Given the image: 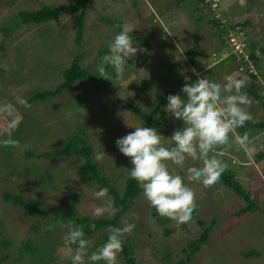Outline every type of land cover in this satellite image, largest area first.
Here are the masks:
<instances>
[{"label":"rangeland","instance_id":"obj_1","mask_svg":"<svg viewBox=\"0 0 264 264\" xmlns=\"http://www.w3.org/2000/svg\"><path fill=\"white\" fill-rule=\"evenodd\" d=\"M74 1L0 0V141L9 138L13 117L8 112L21 117L11 135L15 143H0V260L5 258L0 264H71L63 243L67 229L52 224L50 217L25 216L21 208L3 200L5 193L79 216L92 217L94 208L103 203L93 196L103 187L77 174L84 158L68 155L43 159L39 157L42 153L62 148L69 137L83 132L92 147V163L121 190L132 165L119 152L115 141L132 132L133 127L127 125H151L165 138L181 128L182 121L165 113L167 104L152 120L149 116L152 104L166 91L183 96L184 77H190L191 82L198 78L193 69L200 77L218 82H223L226 75L244 79L242 92L251 80L249 71L254 70L261 86L259 93L264 95V0H89L79 47L75 45L79 12L42 25L21 24L8 32L2 29L21 10L63 7ZM209 20L218 21L220 28ZM245 22L249 25L240 27ZM124 24L134 27L131 34L137 54L125 64L122 78L117 79L111 67L105 78L99 77L96 65L101 53L108 51ZM231 34L238 49L228 43ZM194 45L197 49L193 56L190 52ZM250 45L258 59L254 67L244 62L246 57L232 54L240 50L247 56ZM75 58L97 78L94 85L77 82L59 97L28 103L33 94L54 90L62 81V72ZM246 96L251 101L250 122L264 120L262 103ZM18 98L30 107L18 103ZM104 101L109 102L106 108L100 107ZM129 106L141 114L129 110ZM263 150L264 131L255 129L248 136L247 145L241 146L233 139L230 146L210 154L226 165L222 174L231 176L258 206L259 210L242 216L236 213L247 203L225 186L222 176L215 186L205 189L187 180V167L199 166V161L187 160L184 169L169 165L170 171L181 175L193 188L197 206L189 222L177 225L159 216L141 192L124 216L136 224L126 238L134 246L137 263H176L187 257L181 251L186 243L198 238L202 227L214 221L208 243L192 259L188 257L186 264H264V159L255 161ZM103 151L106 155L97 161L95 155ZM101 218L109 219L107 215ZM48 225L54 227L48 230ZM107 230L98 231L89 239V254L96 250L94 244L108 235ZM4 241L9 243L7 247H2ZM27 241L35 249L20 251ZM48 251L52 253L48 255ZM250 251L260 255L243 256ZM118 260L125 264L121 254ZM86 264L92 262L86 258Z\"/></svg>","mask_w":264,"mask_h":264},{"label":"clouds","instance_id":"obj_2","mask_svg":"<svg viewBox=\"0 0 264 264\" xmlns=\"http://www.w3.org/2000/svg\"><path fill=\"white\" fill-rule=\"evenodd\" d=\"M120 28L109 44L107 54L96 65L99 77L105 78L106 69L111 67L115 77L122 78L125 64L137 54L138 49L134 47L130 35L134 27L124 24ZM192 71L198 78L191 82L190 77H184L185 83L181 88L183 96L169 94L166 97L164 111L182 121L181 128L165 138L153 127L129 126L135 130L115 141L119 152L130 159L132 167L127 169L129 178L137 182L144 199L159 216L169 218L177 225L192 219L197 206L196 195L181 175L169 170V165L184 169L187 160L199 161V166L187 167V180L199 183L205 189L215 186L226 170V165L210 154L220 147L230 146L233 139L241 146L247 145V135L241 136L236 130L252 119L248 111L251 101L242 92L244 79L226 75L223 82H218L205 76L200 77L195 69ZM17 102L30 107L22 98H18ZM8 115L13 117L8 129L9 138L0 141L5 145L15 143L11 135L21 121V117L11 111ZM105 155L104 151L98 152L95 159L101 161ZM108 191V188H100L93 193L95 199L103 201L94 208L93 219L105 215L111 218L119 211ZM131 215L135 218L134 213ZM59 226L67 229L63 243L71 264H86V258L92 264L99 261L119 264L118 257L123 250L124 238L133 232L136 224L122 217L121 226H110L106 242L91 254L88 251L91 241L85 237L83 226L62 222ZM47 227L51 230L54 226ZM88 227L95 230L96 225L90 223Z\"/></svg>","mask_w":264,"mask_h":264},{"label":"trees","instance_id":"obj_3","mask_svg":"<svg viewBox=\"0 0 264 264\" xmlns=\"http://www.w3.org/2000/svg\"><path fill=\"white\" fill-rule=\"evenodd\" d=\"M88 1L89 0H75L72 4L63 7L43 6L37 10H21L13 18H11L8 24L3 25L2 29L8 32L13 27L19 26L21 24L42 25L49 23L66 14L79 12L80 16L77 22V29L75 34V45L79 47L82 43V38H83V29L85 26L84 23L85 8L88 4ZM200 1L204 2V0H200ZM198 19L202 20L203 18L199 17ZM207 22L213 23L216 27L221 26V24L216 20H209ZM248 25L249 22H245L244 24L240 25V27L248 26ZM130 35L134 40L133 35L131 33ZM245 39L247 40L246 34H245ZM196 49H197L196 45H194V47L191 49L190 53L193 56L195 54ZM249 49L250 50L247 53L248 55L247 61L244 62L247 65H251L252 67H254L258 62L257 55L256 52H254L253 45H250ZM107 52L108 51H103L101 54L105 55L107 54ZM262 53H264V49L262 50ZM232 54L234 57L238 56L239 58L244 59L241 55H237L236 53H232ZM190 61L193 62L192 59H190ZM107 70L109 69H106V71ZM249 78L251 80L249 82L248 87L245 88L244 92L252 96L255 100L260 101L262 103V108L264 110V95H261L259 93L261 90V86H259L258 77L254 72V70L249 71ZM77 82H83L89 85H94L95 82H97V78H94L92 76L90 70L83 68L81 66L80 60L78 58H75L72 60L69 67L62 72V81L54 90L39 91L33 94L29 98L28 103L31 104L38 101H45L47 99H54L56 97H59L64 92L73 88V86ZM95 88H99V87L95 86ZM169 94H174V92L170 90L166 91L158 101L152 104V110L150 112L149 120H152L157 114H159L161 111L160 109L167 104L166 97ZM108 105L109 102L104 101L100 104V107L106 108ZM128 108L129 110H132L134 113L138 115L141 114V111L137 110L136 108H133L131 106H129ZM148 127H152V126L148 125ZM255 129L258 131H264V120L258 122L248 121L245 123L243 127L238 128L236 131L239 135L243 136L246 134L248 137L251 131ZM131 130L134 131L135 129L132 128ZM106 137L108 140H110V136L106 135ZM113 138H115V136H113ZM28 155L31 156L32 154L28 153ZM68 155H76L84 158L85 161L77 172L79 176L88 177L94 180L99 186L103 188H108L109 190L108 195L114 199L115 207L119 209V211L116 213L114 217H111L109 219H104V218L93 219L90 216H79L61 210H50L38 205L33 200L25 202L22 196L13 195L9 193H5L3 195V200L6 202H11L14 206L21 208L25 216L38 217L40 219H45L47 217H50L51 223L56 224L58 226L60 225L61 222L64 224L71 223L73 225L83 226L85 237L87 239H90L98 231L108 229L110 226L119 227L121 225V218L122 217L124 218L125 214L131 209L133 203L142 192L137 182L129 178V175H127L125 177L123 188L119 190L110 183L109 179L103 177L100 174L99 170L97 169V165L92 163L91 161L92 147L87 143L86 135L83 132L74 134L73 136L69 137L68 140L66 141V144L62 148L50 152H44L39 157L43 159H57ZM263 159H264V150L260 152V154L255 158V161L259 163ZM221 176L225 186L233 190L239 197H241L247 203V206L244 209H241L239 212L236 213L237 216H242L248 212L259 210L258 206L253 202L251 197L241 189V187L233 180L231 176H224L223 174ZM90 223H94L96 225L95 230L89 229L88 225ZM213 224L214 221H212V224L210 226L202 227V232L199 235V237L188 241L186 245L181 249L182 253L186 254L187 257L181 258L179 261L173 264H186L187 263L186 259L188 257L192 259L193 255L199 253L203 248V246H205L208 243L210 234L212 232ZM199 225L204 226V223L199 222ZM169 232L167 231V233ZM107 237L108 235L103 236V239L100 240L97 244H94L93 248L102 246L106 242ZM8 245L9 243L7 241H4L2 247H7ZM72 247L74 248L75 246ZM24 249L31 251L32 249L34 250L35 248H33L30 245V242L27 241L25 242L24 246L20 249V251ZM133 250H134V246L132 242L125 237L123 243V250L120 253L125 261V264H138L135 257L133 256ZM51 253L52 252L50 251L47 252L48 255H50ZM259 255L260 253H258L257 251H250L247 253H243V256L246 258H250L253 256L258 257ZM3 259L0 260V263L3 261ZM40 259L43 261L44 259L43 256H41Z\"/></svg>","mask_w":264,"mask_h":264},{"label":"built area","instance_id":"obj_4","mask_svg":"<svg viewBox=\"0 0 264 264\" xmlns=\"http://www.w3.org/2000/svg\"><path fill=\"white\" fill-rule=\"evenodd\" d=\"M236 29H237V28H236ZM227 40H228V43H229L234 49H238V43H236V39H235V37L232 36V34L229 35V38H227ZM244 41H245V38H244ZM240 48H241V47H240ZM234 51H235V52H233V53H236L237 55H241L243 58L246 57L245 62L247 61V57H248V55L245 56V55L240 54V52H242V51H240V50H234ZM250 66H251V65H250ZM251 67H252V66H251Z\"/></svg>","mask_w":264,"mask_h":264}]
</instances>
